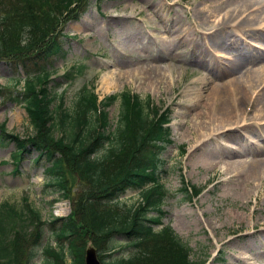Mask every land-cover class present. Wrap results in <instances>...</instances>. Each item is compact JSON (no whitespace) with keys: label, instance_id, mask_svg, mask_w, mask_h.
I'll list each match as a JSON object with an SVG mask.
<instances>
[{"label":"rangeland","instance_id":"rangeland-1","mask_svg":"<svg viewBox=\"0 0 264 264\" xmlns=\"http://www.w3.org/2000/svg\"><path fill=\"white\" fill-rule=\"evenodd\" d=\"M88 2L89 7L79 20L62 26L64 36L68 37L60 39L66 57L55 58L56 72L49 84L56 104L63 94L64 107L72 110L81 89L90 86L95 89L101 101L109 96L131 91L143 99L150 98L161 109H169V126L174 143L162 154L168 164V174L163 177L162 182L169 191L163 207L164 224L174 228L192 250L191 259L196 262L227 264L241 255L247 264H264V256L248 260L249 252L244 248L256 245L255 247L261 246L264 250V237L255 235L243 239L247 236L243 235L247 231L252 234L262 231L264 173L262 179L258 178L253 183L250 181L249 186L239 187L236 179L231 180L230 175L226 174V165L221 162L219 150L234 149L237 152L239 146L234 138L239 140L240 137L243 138V144L249 143L254 150L262 149L264 120H258V116L264 107V97L243 118L242 108L246 101L239 106L237 101L240 97H231V92L244 74L240 71L236 74L222 71L211 74L208 68L196 61L198 56L203 57L205 37L214 30L213 22L215 25L219 24L218 13L223 14L226 6L218 8L216 0ZM215 9L214 14L209 13ZM205 16L210 18L209 22L203 20L202 17ZM259 21L262 22L257 26L261 28L258 31L261 37L264 36V13L259 16ZM250 29L248 28L244 40L239 41L236 31L233 38L238 39L240 46L256 43L264 49L263 40L248 36ZM261 51L264 52L262 49ZM234 54L232 49H216L213 58L226 65L236 60ZM261 65H264V61L253 68ZM73 66L76 67L75 70H70ZM249 67L243 68V71ZM136 68L138 72L151 70L153 80L145 81L147 76L144 75L140 76L144 77L141 81L137 75V79L133 78L131 73H137ZM25 77L23 69H18L15 65L8 66L4 60H0V89L3 91L0 92V205L8 202L21 208L25 203L24 198H28L41 212L43 220L65 218L71 212L72 201L61 199L58 192L49 187L45 161L36 162L38 154L29 152L20 165L21 172L15 173L11 156L16 150L15 144L1 141L2 125L7 133L21 138L34 135L21 101ZM14 78L21 81L15 85ZM160 79L163 83L158 84ZM216 84L224 87L218 93L222 97L219 108L233 111V102L237 103L232 122L237 120L239 123L220 124L216 116L212 115L209 119V115H202L204 111L208 113L211 109V95L215 94ZM119 106L120 102L116 101L108 108L113 123L117 122ZM244 123L247 125L237 127ZM257 127H263L261 133L256 134L254 130ZM183 148H186L185 156H181ZM213 152L218 154H212ZM259 154L264 157V150ZM254 155L253 151V154L233 155L232 159L248 163L254 159ZM184 179L189 187L201 190L198 197L190 199V194L184 191ZM138 199V192L129 190L121 197L120 202L127 207ZM242 213H245L244 220L233 216ZM256 220L259 224L255 227L249 225ZM235 236L238 237L236 243H225ZM49 242L53 247L57 246L56 240L51 239L48 227L31 264L43 263L47 258V255L42 254L43 249ZM92 243L89 239L86 247L93 246ZM128 254L130 252L125 250L116 256ZM70 261L69 259L68 262Z\"/></svg>","mask_w":264,"mask_h":264},{"label":"trees","instance_id":"trees-1","mask_svg":"<svg viewBox=\"0 0 264 264\" xmlns=\"http://www.w3.org/2000/svg\"><path fill=\"white\" fill-rule=\"evenodd\" d=\"M88 5V0H0V60L26 73L21 101L35 132L26 140L3 135L15 143V164L29 151L38 153L48 183L72 201L71 214L51 223L32 204H1L0 264H31L47 227L59 248H44V264H84L89 239L103 264H200L170 226L157 229L169 194L162 183L168 164L161 156L173 144L168 112L129 91L99 102L87 86L67 110L63 94L56 104L50 92L55 58L66 57L62 25L79 20ZM117 100L114 125L107 109ZM131 189L141 201L125 207L120 198ZM184 190L189 193L187 186ZM199 193L194 189V196ZM125 250L130 254L116 256Z\"/></svg>","mask_w":264,"mask_h":264},{"label":"bare ground","instance_id":"bare-ground-1","mask_svg":"<svg viewBox=\"0 0 264 264\" xmlns=\"http://www.w3.org/2000/svg\"><path fill=\"white\" fill-rule=\"evenodd\" d=\"M218 8H221L222 6H226V10L223 14L218 13L220 16L219 21V27L218 25H215L213 22V28L211 33L208 34V36H203L207 38L204 41V51L202 52L203 57H199L196 59L197 63L205 66L210 70V73H216V72H224V73H230V74H236L240 71V73L244 74L238 81L236 86L233 88V91L231 92V97L239 96L240 99L237 101L238 105H242L245 101V106L242 108L243 112V118L245 113L248 110H251V108L256 104L258 105L260 102L261 97H264V65H261L259 68L254 69L253 66L257 65L259 62L264 61V52L261 51L264 50L262 46L256 44V43H245L243 46H240L238 44V39L233 38V33L236 31L237 36L240 38L239 41L244 40V36L248 30V28H251L250 37L252 38H258L260 40L264 41V36H259V30L261 28H257L259 23H262L259 21V16L264 13V0H216ZM215 10H211L209 13L214 14ZM251 11V12H250ZM258 12L260 15H258ZM255 13V15H252ZM205 21H210V18L208 16L202 17ZM257 21L256 23H254ZM204 26L206 25L204 22H201ZM198 34L202 35L200 31H196ZM211 35V36H209ZM256 36V37H255ZM252 44V46H251ZM254 46V47H253ZM256 47V48H255ZM260 49H257V48ZM218 49H232L234 51V57L235 61L224 64L221 60L213 58V53L215 54V50ZM220 57H224L222 55H219ZM207 57H210L208 60ZM228 58V57H225ZM247 66H250L247 68V70L243 71V68H246ZM137 73L132 72L131 75L133 78L137 79V76L139 77V80L143 79L145 76H147V79L145 81L153 80L152 74H150L151 70H142ZM135 75H137L135 77ZM141 77L140 76H143ZM216 75V74H215ZM105 80V79H104ZM246 80V81H245ZM163 83V80H158V84ZM224 88L223 86H215V94L211 95L213 98L211 100V109L208 111V113L203 112L202 115L207 114L209 115V119L211 116H216V119L220 124H227L233 125L236 123H239L236 121L232 122L234 120L233 113L235 114L236 104L233 102V111L229 110L228 108H219V103L222 100V97H219L218 93L219 91ZM234 93V94H233ZM197 100V99H195ZM224 102V101H223ZM222 102V103H223ZM264 106V105H263ZM200 118V117H198ZM253 119H255V115L253 116ZM258 120H264V107L261 111V113L258 116ZM247 124L243 125H237V127H244ZM252 125V124H250ZM263 127H257L254 131L256 134H258L260 131H262ZM261 133V132H260ZM192 136L194 139H197L193 134ZM233 139V138H232ZM242 137L240 139H235L234 142L236 143L239 148H237V152H235L234 149L231 150H220V156H221V162H224L226 165V174L230 175L231 180L236 179L238 186H249V182L256 181L258 178L262 179V175L264 173V157L260 156L259 152L264 150V145L261 146V150H254L249 143H244L242 141ZM262 140H264V135L262 136ZM253 151L255 152L254 159L250 162H243L240 160L232 159L233 155L237 154H253ZM212 154H218V152H213ZM215 156V155H214ZM213 158V157H212ZM193 216L196 218L197 216L193 214ZM234 218L239 220L245 219V213L242 214H234ZM242 222V221H240ZM259 224V221H253L249 225L254 226ZM262 231L260 232H246L243 235H247L243 239H247L250 237H253L257 235L259 238L264 237V222H263ZM238 237H231L226 240V244L231 245L237 242ZM258 238V239H259ZM222 239V238H221ZM256 245H249L248 247H244L249 252L248 260H257L261 259L264 256V250L263 247L260 246V248L255 247ZM227 264H247L244 261V258L241 257V255H238L237 257H234V261L228 262Z\"/></svg>","mask_w":264,"mask_h":264},{"label":"water","instance_id":"water-1","mask_svg":"<svg viewBox=\"0 0 264 264\" xmlns=\"http://www.w3.org/2000/svg\"><path fill=\"white\" fill-rule=\"evenodd\" d=\"M85 264H101L97 256V250L91 245L86 251Z\"/></svg>","mask_w":264,"mask_h":264}]
</instances>
